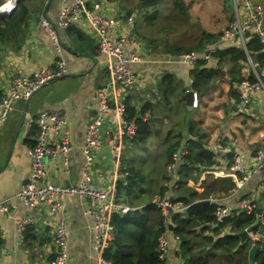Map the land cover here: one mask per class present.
<instances>
[{
  "label": "crops",
  "instance_id": "obj_1",
  "mask_svg": "<svg viewBox=\"0 0 264 264\" xmlns=\"http://www.w3.org/2000/svg\"><path fill=\"white\" fill-rule=\"evenodd\" d=\"M28 1V26L22 47L18 50L5 46L0 48V96L9 92L16 72L31 74L37 69L53 65L59 59L67 62V77L42 87L29 102L28 99L17 101L14 111L0 129V201L10 199L11 208L9 214L0 213V264H50L55 256L51 236L59 219L67 222L69 264H97L93 249V220L84 214L85 205L81 200L69 198L62 211L51 213L28 209L16 195L31 171V158L27 150L34 143L36 132L28 130V120L46 110L66 112L72 146L69 166L64 165L62 155L47 159L48 180L63 185H76L81 181L86 132L98 113L96 91L109 83L108 61L99 54L96 32L87 25L86 20L82 22V29L72 26L73 29L59 30L61 52H57L52 38L40 25L42 19L57 22L63 5L71 4L74 0H52L49 6L50 0ZM101 1L102 9L98 12L115 21V28L109 35L115 37L128 31L141 30L140 18L144 16L134 9L135 6H126L124 0ZM261 3L264 10V0ZM3 6L0 11L8 8ZM222 13H225V26L220 30L234 19L232 0H222ZM131 15L140 17L135 23L129 24L127 18ZM217 31L212 34L218 35ZM218 45L220 50L242 46L238 38L219 42ZM125 47L128 49L130 45L126 44ZM144 49L140 51L143 61L132 66L140 78L138 86L124 92L118 90L112 93V98L115 103L123 101L126 106L127 103L128 106H135L138 118L142 117L148 123L150 136L145 143L138 145L151 148L152 154L148 152L147 158L152 171L136 173V181L129 182V178L134 175L131 169H139L135 168L134 157L129 155V150L135 149L136 143L126 137L118 162L106 142L95 153L92 183L102 190H114L115 202L130 207V211L125 214L139 212L142 217L148 216L154 225L159 224L160 208L157 203L167 192L170 200L197 194V200L201 197H208L209 201L219 199L229 206H235L242 197H249L257 199L264 207V181L254 174L246 186L236 191L239 175L231 170L234 154L240 155L242 166L250 169L254 165L256 151L264 149V92H253L251 105L245 107L244 112H238L235 90L242 78L250 74L244 66V60L234 65L215 58L200 60L201 63L191 67L180 63L177 56L161 55ZM257 66L264 77V60ZM200 71L205 80L198 83ZM167 76L172 78L169 84L164 82ZM239 79L242 80L239 82ZM195 85L200 88L196 89ZM189 91L197 93V104L192 110H188L185 98ZM119 127L115 117L104 121L102 137L107 132L116 133ZM195 143L214 154V164L207 167L191 165L188 161L169 172L172 152L185 144ZM165 182L169 187L165 186ZM229 184L232 186L229 187ZM205 193L207 195H203ZM174 203L177 208H174L171 216L178 215L188 220L194 202L186 204L176 200ZM20 217L33 219L29 239L24 244L18 240L15 223L16 218ZM170 221L173 225L169 226L173 229L169 228L167 234L170 253L165 264H186L180 254L181 242L175 235L176 226ZM148 224L151 223L148 221ZM256 231L262 235L258 243L250 238L243 242L238 236L240 232H234L229 224L222 229H213L210 223L199 222L185 233L189 232L190 238L195 241L194 258H199L198 264H229L225 257L237 255L235 251L239 259L244 255L250 264L249 254L253 245L259 246L264 253V216ZM228 236L239 237L238 246L245 247L242 253L236 247L230 249L231 246L224 245L217 249L214 246L215 242L223 241ZM209 238L213 242L206 245L205 239Z\"/></svg>",
  "mask_w": 264,
  "mask_h": 264
},
{
  "label": "built area",
  "instance_id": "obj_2",
  "mask_svg": "<svg viewBox=\"0 0 264 264\" xmlns=\"http://www.w3.org/2000/svg\"><path fill=\"white\" fill-rule=\"evenodd\" d=\"M17 1L19 0H6L3 5L12 2L8 6L7 14L15 8ZM232 8L235 14L234 19L222 32L219 42L238 38L246 53L244 66L250 74L244 76L235 90L238 98V112L241 113L244 112L245 107L251 105L253 92H264V77L258 71L257 61L247 49L248 41L251 38H256L262 52H264V10L261 0H232ZM101 9V0H92L90 3L87 0H74L71 4L63 5L57 22L51 23L46 19L40 21V25L52 38L57 52H61L62 44L58 35L59 30L66 31L72 26H78L82 29V22L86 20L87 25H90L96 32L99 54L106 57L108 61L106 68L109 73V83L96 91L98 113L88 125L86 132L83 146L85 164L82 179L76 185H63L48 180L47 159L62 155L64 165L69 166L72 146L67 130L68 117L66 112L63 110H46L28 120V130L34 129L36 131L34 144L29 146L27 150L31 158V171L16 198L30 210H45L51 213L62 211L67 199L78 198L85 205L84 214L93 220V249L97 264H115L112 259L106 257V251L114 240L115 228L112 225V216L115 213H128L130 207L115 202L114 190H102L96 187L92 183L91 175L94 155L104 147L105 142L110 147V152L115 161L118 162L124 149L126 137L134 139L136 136V122L128 119L127 106L123 101L115 103L112 93L115 94L118 90L124 92L138 86L140 78L133 71L132 66L143 61L140 51H143L144 42L129 31L115 37L109 35V32L115 28V21L105 14H100L98 11ZM127 23H135V17L129 16ZM247 32L250 33L249 37H246ZM219 42L206 45L199 52L181 53L177 60L194 67L200 60L215 59L216 53L220 50ZM126 44L130 45L128 49L125 47ZM66 74L67 62L64 59H59L53 65L37 69L31 74L16 72L11 81L9 92L0 96V129L14 111L17 101L30 98L44 85L60 79ZM249 76H252L253 80ZM196 104L197 97L195 99ZM112 117H115V120L119 122V130L116 133L107 132L102 137L103 122ZM189 153L188 144L175 149L168 165L169 172L175 170L180 164H185ZM231 170L239 175L236 181V191L246 186L254 174H257L264 181V149L261 148L256 151L254 165L250 169L244 168L240 155L234 154ZM165 186L169 187V184L165 182ZM168 194L167 192L157 203L164 217L165 231L158 239L159 258L164 262L167 261L170 253V243L167 237L171 224L170 211L177 208L175 203L167 198ZM211 202L215 204L214 221L210 224L213 229L225 226L229 220H233L243 213L247 215L257 213V221L260 218L258 214L260 205L255 198L242 197L235 206L226 205L219 199H213ZM10 212V199L0 201V213L9 214ZM263 216L264 213L261 216L262 221ZM32 222L33 219L26 217L15 220L18 240L22 244L25 243V232ZM245 230L248 231L249 238L254 243L261 240L262 235L256 230H252L251 227ZM51 240L55 256L50 264H69V238L65 219H59L55 223Z\"/></svg>",
  "mask_w": 264,
  "mask_h": 264
},
{
  "label": "trees",
  "instance_id": "obj_3",
  "mask_svg": "<svg viewBox=\"0 0 264 264\" xmlns=\"http://www.w3.org/2000/svg\"><path fill=\"white\" fill-rule=\"evenodd\" d=\"M162 1H168L171 10L184 11L186 7L185 0H140L139 7L142 10V15L146 18V23L149 25H151L160 15L159 9L161 8L159 7L160 4H162ZM5 2L6 0H0V7ZM150 5L154 7V11L152 13L149 9ZM29 9V1L20 0L18 1L17 8L11 15L0 19V48L5 46L12 50H18L22 47L26 35V27L28 26ZM128 13V15H130L131 11L129 10ZM70 28L73 29L72 27ZM203 36L204 39L199 41L195 46H190L188 48H182V46L169 48L167 53L171 56L178 57L183 52H199L207 43H216L220 37V34L217 35L203 33ZM247 49L256 61L262 62L264 60V54L261 52V46L259 45V42L256 40V38H251L248 41ZM215 58L222 62H231L234 65H237L241 60H244V62L246 61V53L242 47L235 46L226 50H219L216 53ZM199 63L201 62L199 61L198 64ZM200 74L201 77L197 79L198 83H201L205 80V77H203V73L201 71ZM208 76H210V74ZM242 79H239V82ZM250 79L253 80V77L251 76ZM171 81L172 78L170 76H167L164 79V82L168 84ZM194 87L196 89L200 88L198 85H195ZM129 107L132 106H128L127 103L128 119L134 120L137 126L136 136L132 142H135V145L138 146V144H143L148 140L150 136V128L148 123L145 122L142 117L138 118L135 106L132 108ZM35 132L36 131H33V133ZM33 144H30V146ZM189 148L190 153L186 162L189 161L191 165H202L207 167H211L214 164V154L211 151L209 152L207 149L203 148L199 143H195V145H189ZM131 170L134 175L132 178H129V182H132L133 180L136 181L135 174L139 173L133 169ZM228 186L230 187L232 184H229ZM203 195L207 194L205 193ZM196 197L197 194L182 195L181 198L176 199L186 204L194 202L191 207L188 220H183L178 215L170 216V220H172L176 226L175 235L180 238V254L184 258L186 264H198L199 258L196 260L194 258L195 241L190 238L189 232H185L190 229V227L197 226L199 222L211 224V222L214 221L215 204L209 201L208 197H201L198 200ZM172 200L173 202L176 201L173 198ZM258 204L260 205V203ZM148 221L152 225L148 224ZM163 222L164 217L161 210H159L158 225H154L150 220H148V216L142 217L139 212L125 214L123 216L113 214L112 223L115 227L114 240L106 251V257L112 259L115 264H165L166 262L160 260L158 252V239L165 231ZM256 222L257 213H253L251 215L243 213L237 218L229 220L226 224H229L234 232L241 233L244 231V229L255 225ZM171 225L173 224L171 223ZM223 227L224 226L219 229H222ZM29 234L30 226H28L25 232V242L29 239ZM212 242L213 241L210 238L205 239L206 245ZM238 243L239 237L228 236L227 238H224L223 241L215 242L214 246L217 249H221L224 245H228L231 246L230 249L236 247L235 249H239V252L242 253L245 247L242 245L238 246ZM235 253L238 255L236 251ZM237 255L226 256L225 259L229 261V264H249L247 259H244V255H241L240 259ZM255 262L256 264H264V253L260 251L259 246Z\"/></svg>",
  "mask_w": 264,
  "mask_h": 264
},
{
  "label": "rangeland",
  "instance_id": "obj_4",
  "mask_svg": "<svg viewBox=\"0 0 264 264\" xmlns=\"http://www.w3.org/2000/svg\"><path fill=\"white\" fill-rule=\"evenodd\" d=\"M139 3L140 0H124L126 6H135L134 9L142 14ZM185 4L184 11L171 10L169 2L162 1L159 7L161 8L159 9L160 15L151 25L145 23V17H143L144 19L140 18L141 30H135L132 35L144 41V50H152L161 55H170L167 53L169 48L195 46L199 41L204 39L203 33L212 34L218 30L217 33L222 34L227 28L224 27L220 30L225 26V22H223V15L225 16V13H222V0H185ZM149 9L151 13L154 11L152 5H150ZM141 14L138 13V15ZM138 17L135 18L136 21L139 19ZM209 44H213V42H209L206 45L208 46ZM135 147L138 150L136 148L129 150V155L134 157L135 168L139 169L137 170L139 173L151 172V162L147 158L148 152L152 154L151 148L143 145Z\"/></svg>",
  "mask_w": 264,
  "mask_h": 264
},
{
  "label": "water",
  "instance_id": "obj_5",
  "mask_svg": "<svg viewBox=\"0 0 264 264\" xmlns=\"http://www.w3.org/2000/svg\"><path fill=\"white\" fill-rule=\"evenodd\" d=\"M19 1H20V0H19ZM51 2H52V0H50V1L48 2V6L51 4ZM17 6H18V1H17L16 5H15V8H14L9 14H7V13H1V14H0V19H1V18H4V17H6V16L11 15V14L14 12V10L17 8ZM249 36H250V33L247 32V33H246V37H249ZM66 77H67V76H65L64 78H66ZM64 78H63V79H64ZM46 85H48V84H46ZM46 85H44V86H46ZM44 86H43V87H44ZM39 90H40V89H39ZM39 90H38V91H39ZM35 93H36V92H35ZM35 93H34V94H35ZM34 94H33V95H34ZM33 95H31L30 98H28V102H29L30 99L33 97ZM185 98H186V101H187L188 110H192V109H193V106H194V103H195V98H196L195 92H194V91H189V92H187L186 95H185ZM187 166H188V164H187ZM195 169H199V168H198V167H195ZM171 212H172V210L170 211V213H171ZM263 213H264V207H263V206H260V207L258 208V214H259L260 218H259V220L256 222V224L253 225V226L251 227L252 230H256V229L259 228L260 225L262 224L261 216L263 215ZM169 228L172 229V226H169ZM238 236L241 238V240H242L243 242H245V241L249 238L248 231H246V230L243 231V232H241V233H239ZM257 251H258V247H257V245L255 244V245L252 246V248H251V250H250V254H249L250 264H255V259H256Z\"/></svg>",
  "mask_w": 264,
  "mask_h": 264
},
{
  "label": "bare ground",
  "instance_id": "obj_6",
  "mask_svg": "<svg viewBox=\"0 0 264 264\" xmlns=\"http://www.w3.org/2000/svg\"><path fill=\"white\" fill-rule=\"evenodd\" d=\"M11 3H12V2H10L9 4H11ZM8 6H10V5H7V6L5 5V6H3V7L6 8V7H8ZM7 10H8V8H6V9H4V10H1V11H0V14H1V13H7Z\"/></svg>",
  "mask_w": 264,
  "mask_h": 264
},
{
  "label": "clouds",
  "instance_id": "obj_7",
  "mask_svg": "<svg viewBox=\"0 0 264 264\" xmlns=\"http://www.w3.org/2000/svg\"><path fill=\"white\" fill-rule=\"evenodd\" d=\"M186 163V162H185Z\"/></svg>",
  "mask_w": 264,
  "mask_h": 264
}]
</instances>
